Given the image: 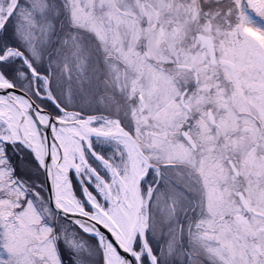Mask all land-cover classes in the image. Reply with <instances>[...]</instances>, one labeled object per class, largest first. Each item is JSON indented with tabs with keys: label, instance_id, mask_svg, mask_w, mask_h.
Here are the masks:
<instances>
[{
	"label": "snow or ice",
	"instance_id": "obj_1",
	"mask_svg": "<svg viewBox=\"0 0 264 264\" xmlns=\"http://www.w3.org/2000/svg\"><path fill=\"white\" fill-rule=\"evenodd\" d=\"M0 264H264V0H0Z\"/></svg>",
	"mask_w": 264,
	"mask_h": 264
}]
</instances>
